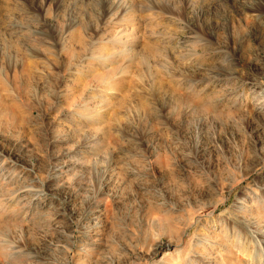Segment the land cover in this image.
<instances>
[{
    "label": "rangeland",
    "instance_id": "374dc122",
    "mask_svg": "<svg viewBox=\"0 0 264 264\" xmlns=\"http://www.w3.org/2000/svg\"><path fill=\"white\" fill-rule=\"evenodd\" d=\"M0 264H264V0H0Z\"/></svg>",
    "mask_w": 264,
    "mask_h": 264
}]
</instances>
